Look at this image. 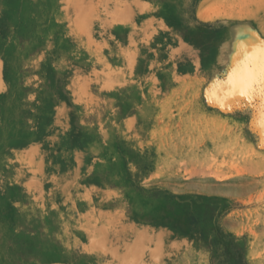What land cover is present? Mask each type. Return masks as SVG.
I'll return each mask as SVG.
<instances>
[{
    "label": "rangeland",
    "instance_id": "rangeland-1",
    "mask_svg": "<svg viewBox=\"0 0 264 264\" xmlns=\"http://www.w3.org/2000/svg\"><path fill=\"white\" fill-rule=\"evenodd\" d=\"M128 1L0 0V264H264V99Z\"/></svg>",
    "mask_w": 264,
    "mask_h": 264
},
{
    "label": "crops",
    "instance_id": "crops-1",
    "mask_svg": "<svg viewBox=\"0 0 264 264\" xmlns=\"http://www.w3.org/2000/svg\"><path fill=\"white\" fill-rule=\"evenodd\" d=\"M124 8L126 15L122 27L128 28L126 31L129 32L134 27L152 26L156 28V32L169 35V40L179 39V33L182 32L194 34L210 44L198 48L202 57L206 56L204 64L224 66L230 68L232 73L241 70L246 55L257 53L264 45L263 30L247 14L230 17L215 14L217 12L212 11L206 0H129ZM199 10L205 13L204 18L198 16ZM181 18L186 19L187 25H180ZM207 25H211L210 32L205 30ZM183 27L187 28L181 30ZM239 32L250 37L248 41L235 42ZM251 32L254 37L249 36ZM204 50L208 53L203 54ZM254 96L264 99L259 86Z\"/></svg>",
    "mask_w": 264,
    "mask_h": 264
},
{
    "label": "snow or ice",
    "instance_id": "snow-or-ice-1",
    "mask_svg": "<svg viewBox=\"0 0 264 264\" xmlns=\"http://www.w3.org/2000/svg\"><path fill=\"white\" fill-rule=\"evenodd\" d=\"M232 91L245 97L249 102L259 86L260 93L264 97V45L257 53L248 54L239 72H234L229 81Z\"/></svg>",
    "mask_w": 264,
    "mask_h": 264
},
{
    "label": "bare ground",
    "instance_id": "bare-ground-1",
    "mask_svg": "<svg viewBox=\"0 0 264 264\" xmlns=\"http://www.w3.org/2000/svg\"><path fill=\"white\" fill-rule=\"evenodd\" d=\"M175 10V9H174ZM175 17H176V15H175ZM179 19V18H178ZM254 34H253V32H251L250 33V35L249 36H253ZM245 38H244V37ZM254 37V36H253ZM248 38H250V37H248ZM248 38H247V36L243 33V32H239V34H237V36H236V38L234 39L235 40V42L236 41H242V42H244V41H248ZM240 57V56H239ZM237 68V67H236Z\"/></svg>",
    "mask_w": 264,
    "mask_h": 264
}]
</instances>
